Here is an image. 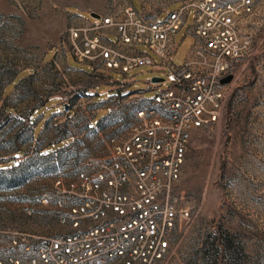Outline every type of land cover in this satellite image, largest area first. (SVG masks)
I'll list each match as a JSON object with an SVG mask.
<instances>
[{
    "label": "rangeland",
    "instance_id": "1",
    "mask_svg": "<svg viewBox=\"0 0 264 264\" xmlns=\"http://www.w3.org/2000/svg\"><path fill=\"white\" fill-rule=\"evenodd\" d=\"M141 1L150 19L162 13L159 19L163 20L167 7L173 12L197 0H132L139 11ZM130 3L0 0V260L17 257L27 264L26 246L59 235L63 231L60 212L48 199L55 182L75 179L88 159L108 155L102 149L91 157L77 144L67 149L55 145L40 155L34 151L28 118L50 99L75 100L87 83L67 67L63 56L69 30L82 23L79 14L94 20L92 13H113ZM193 22L194 12L176 35V66L184 65L193 46V37L187 35ZM238 24L248 47L236 66L221 121L192 138L181 178L190 216L175 233L167 264H264V0H252L251 14ZM53 48L62 53L52 64L42 65L44 54ZM69 60L72 67L87 70L72 56ZM24 71L27 78L12 93L13 86L6 92ZM129 76H136L130 93L144 91L146 100L158 93L147 92V82L156 77L151 68H140ZM58 103L54 100L44 108L46 121L65 111ZM43 127L36 128V138ZM128 127L126 122L123 131ZM11 160L19 163L14 169L8 165Z\"/></svg>",
    "mask_w": 264,
    "mask_h": 264
},
{
    "label": "built area",
    "instance_id": "2",
    "mask_svg": "<svg viewBox=\"0 0 264 264\" xmlns=\"http://www.w3.org/2000/svg\"><path fill=\"white\" fill-rule=\"evenodd\" d=\"M141 3V11L131 2L68 32L65 47L77 62L120 76L112 85L120 90L116 108L131 96L146 107L136 111L129 136L107 140V156L88 159L75 179L55 182L48 199L60 212L63 231L26 246L27 264H167L175 233L190 216L181 192L183 167L194 134L225 114L248 47L238 20L251 14L252 0H197L173 12L169 6L163 20L162 13L150 19ZM192 12L187 35L194 43L184 65L176 66V35ZM144 67L164 79L147 82V92L158 91L151 100L144 91L130 93L136 76L129 74Z\"/></svg>",
    "mask_w": 264,
    "mask_h": 264
},
{
    "label": "crops",
    "instance_id": "3",
    "mask_svg": "<svg viewBox=\"0 0 264 264\" xmlns=\"http://www.w3.org/2000/svg\"><path fill=\"white\" fill-rule=\"evenodd\" d=\"M79 16L82 22L96 21V19L90 20L82 15ZM63 52L67 67L84 76L87 83L83 86L80 93L77 94L75 100L73 98L67 100L53 98L32 111L28 122L33 129L32 134L36 143L34 151L42 155L55 145L63 144L64 147L61 149H67L77 144L84 151L90 152L91 157H96V153L101 152L99 150H108L106 137L112 134L123 137L130 135L131 125L135 122L136 111L145 108L146 104L139 98L131 96L126 99L121 107L116 108L115 98L120 96V90L114 89L112 85L121 81L120 76L115 72H107L102 67L96 68V64H81L77 62L66 47H64ZM61 53L62 51L59 48L48 50L42 58V65L52 64ZM52 55L54 57L51 59ZM70 56L74 58L80 67H85L87 70L72 67L69 60ZM25 74L26 72L24 71L17 75L5 91L7 92L13 86L10 92L12 93L18 83L27 78V76H24ZM123 94L127 95L128 93ZM54 100H59L57 106L59 105L64 109L66 105H69V112H59L46 121V114L43 113V110L48 106L49 102ZM38 111L39 114L36 116ZM126 122L129 127L123 131ZM43 124V130L39 137L36 138V128Z\"/></svg>",
    "mask_w": 264,
    "mask_h": 264
},
{
    "label": "water",
    "instance_id": "4",
    "mask_svg": "<svg viewBox=\"0 0 264 264\" xmlns=\"http://www.w3.org/2000/svg\"><path fill=\"white\" fill-rule=\"evenodd\" d=\"M91 17H92L93 19H96V20L100 19V15H99V14H95V13H92V14H91ZM231 79H232V78L227 79L226 82L231 81ZM152 81H153L154 83H161V82L164 81V79H163V78L154 77V78H152ZM69 107H70L69 105H66V106H65V111H66V112H69Z\"/></svg>",
    "mask_w": 264,
    "mask_h": 264
},
{
    "label": "trees",
    "instance_id": "5",
    "mask_svg": "<svg viewBox=\"0 0 264 264\" xmlns=\"http://www.w3.org/2000/svg\"><path fill=\"white\" fill-rule=\"evenodd\" d=\"M8 165L10 166L11 169H14L19 165V163L16 160H11Z\"/></svg>",
    "mask_w": 264,
    "mask_h": 264
}]
</instances>
